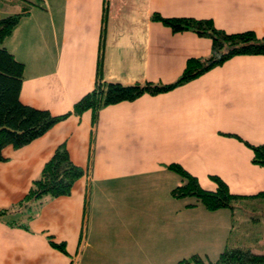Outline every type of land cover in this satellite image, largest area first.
Instances as JSON below:
<instances>
[{
    "label": "crops",
    "instance_id": "obj_1",
    "mask_svg": "<svg viewBox=\"0 0 264 264\" xmlns=\"http://www.w3.org/2000/svg\"><path fill=\"white\" fill-rule=\"evenodd\" d=\"M25 2L0 0V17L28 6L3 45L24 64L21 101L53 114L94 86L99 56L103 79L131 84L172 82L187 58L210 53L209 37L172 31L153 12L264 35V0ZM61 143L83 175L69 194L45 196L29 220L24 209L0 217V264H172L244 246L228 238L239 204L264 198V166L248 144L264 145V54L234 55L166 91L102 106L95 123L90 109L71 113L24 145L5 146L0 207L25 195ZM171 162L207 189L219 176L239 197L216 210L187 205L191 198L171 195L181 183ZM258 244L247 247L264 252V235Z\"/></svg>",
    "mask_w": 264,
    "mask_h": 264
},
{
    "label": "trees",
    "instance_id": "obj_2",
    "mask_svg": "<svg viewBox=\"0 0 264 264\" xmlns=\"http://www.w3.org/2000/svg\"><path fill=\"white\" fill-rule=\"evenodd\" d=\"M33 2V0H24ZM34 3V2H33ZM28 6L20 12L0 17V159H5L3 148L7 145L20 147L43 134L55 122L67 115L81 114L90 109L92 121L98 118L102 106L123 100H132L139 95L166 91L178 84L189 81L214 66L222 64L228 58L239 54H264V35L257 36L252 30L227 32L215 26L210 18L191 16H163L153 12L151 17L169 26L172 31L192 30L211 39V51L207 56H191L178 77L168 83L135 82L123 84L103 79L101 57L97 59L96 80L94 86L74 101L71 109L53 114L46 108L26 104L20 99L24 64L4 45L9 35ZM253 150L252 161L264 166V145L248 143ZM168 168L177 172L181 183L171 189L175 198H191L187 205L201 204L208 210L231 207L239 195L230 192L227 184L219 176L211 175L216 182L214 189L201 186L197 177L184 169L179 163L171 162ZM84 173V169L75 164L64 143L59 144L47 158L39 172L32 179L25 195L13 207H0V217L15 211H24L26 220L34 214L37 205L45 196L54 197L69 194L74 182ZM26 220H11L10 223L27 227ZM54 247L66 252L65 244L49 239ZM172 264H264V252H254L249 247L225 246L214 259L193 253Z\"/></svg>",
    "mask_w": 264,
    "mask_h": 264
},
{
    "label": "rangeland",
    "instance_id": "obj_3",
    "mask_svg": "<svg viewBox=\"0 0 264 264\" xmlns=\"http://www.w3.org/2000/svg\"><path fill=\"white\" fill-rule=\"evenodd\" d=\"M27 4V2L24 3V5ZM237 208L239 214L237 219L239 222L230 232L229 243L236 241L244 245V247L251 245L252 250L260 251L262 248L258 242L264 235V198L259 197L242 202Z\"/></svg>",
    "mask_w": 264,
    "mask_h": 264
}]
</instances>
